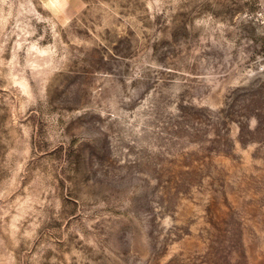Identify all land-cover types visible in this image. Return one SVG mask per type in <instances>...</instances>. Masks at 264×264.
Here are the masks:
<instances>
[{
	"label": "rangeland",
	"instance_id": "obj_1",
	"mask_svg": "<svg viewBox=\"0 0 264 264\" xmlns=\"http://www.w3.org/2000/svg\"><path fill=\"white\" fill-rule=\"evenodd\" d=\"M0 264H264V0H0Z\"/></svg>",
	"mask_w": 264,
	"mask_h": 264
}]
</instances>
